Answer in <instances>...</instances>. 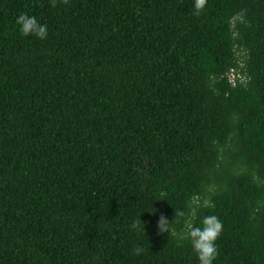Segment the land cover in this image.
<instances>
[{"label":"trees","instance_id":"obj_1","mask_svg":"<svg viewBox=\"0 0 264 264\" xmlns=\"http://www.w3.org/2000/svg\"><path fill=\"white\" fill-rule=\"evenodd\" d=\"M194 2L0 0V264H264V0Z\"/></svg>","mask_w":264,"mask_h":264},{"label":"clouds","instance_id":"obj_2","mask_svg":"<svg viewBox=\"0 0 264 264\" xmlns=\"http://www.w3.org/2000/svg\"><path fill=\"white\" fill-rule=\"evenodd\" d=\"M57 0H52V6L56 5ZM62 3L67 4L68 0H61ZM207 3V0H195L194 7L196 9V15H199L200 11L203 10ZM245 13L243 10L235 13L229 20V24L235 27L237 23H244ZM16 24L20 26L19 30L22 35L29 36L35 35L40 39H45L47 37V25L38 23L35 16H29L26 13H20L16 19ZM205 203H208L205 201ZM155 210L152 209L151 212ZM176 216L184 217V211H178L175 213ZM194 215V213H192ZM169 220H167L163 215L160 216L157 222V228L159 232H168L169 230ZM144 223L139 219L134 221L132 224L133 229H140V225ZM201 226H194L192 221L187 222V236L186 238L191 241L193 251L197 254L199 264H213V261L218 255V249L215 241L218 239L223 231V224L219 221L218 217L215 215L205 216L201 221ZM145 232V231H144ZM140 249H135L138 254Z\"/></svg>","mask_w":264,"mask_h":264},{"label":"built area","instance_id":"obj_3","mask_svg":"<svg viewBox=\"0 0 264 264\" xmlns=\"http://www.w3.org/2000/svg\"><path fill=\"white\" fill-rule=\"evenodd\" d=\"M234 72H235V71H233V69H230V71L228 72V77H229V79H230V81H231L232 84L235 83V82H234V80H235Z\"/></svg>","mask_w":264,"mask_h":264}]
</instances>
